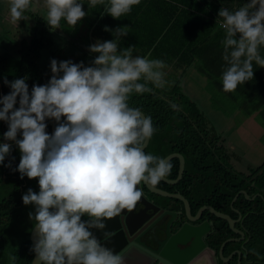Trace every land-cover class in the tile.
<instances>
[{
	"label": "clouds",
	"instance_id": "obj_1",
	"mask_svg": "<svg viewBox=\"0 0 264 264\" xmlns=\"http://www.w3.org/2000/svg\"><path fill=\"white\" fill-rule=\"evenodd\" d=\"M8 3L11 20L18 23L25 20L32 0ZM140 3L87 2L88 9L104 5L105 14L114 19ZM83 4V0H44L43 19L49 31L62 29V20L74 29L88 15ZM218 16L225 32L223 60L228 65L222 73L223 91L234 92L254 78V62L264 67L260 54L264 0H247L234 11L221 7ZM105 31L111 30L105 26ZM115 32L117 39L128 35L126 27ZM117 39L97 40L89 46L90 52L99 54L92 66L52 59L50 80L34 84L31 92L26 77L4 80L11 89L0 96V121L8 124L4 139L19 148L20 177L38 178L39 192L29 188L22 200L35 206L29 218L36 221L38 238L31 250L40 264H124L123 255L101 244L91 229H103L106 220L124 210L131 212L143 196L137 187L141 182L155 187L171 173L170 161L143 150L155 131L151 117L128 104L133 92L152 91L146 83L165 86L166 65L159 59L134 56V45L121 50ZM50 119L57 122L52 134L46 131ZM10 152L9 143L0 144V164ZM9 259L14 264L17 257Z\"/></svg>",
	"mask_w": 264,
	"mask_h": 264
},
{
	"label": "trees",
	"instance_id": "obj_2",
	"mask_svg": "<svg viewBox=\"0 0 264 264\" xmlns=\"http://www.w3.org/2000/svg\"><path fill=\"white\" fill-rule=\"evenodd\" d=\"M83 2V10L88 15L74 29H70L62 20V29L50 32L46 21L35 14L41 28L29 40L21 39L16 53H12L13 50L0 53V96L11 91L4 83L5 78L12 81L26 77L29 92L34 84L48 83L51 76L41 73L37 64L41 50H51L56 46V38L63 42H75L73 36L78 32L81 23L85 24L90 34L85 38L86 48L83 52L67 59L73 63H80L86 57L95 59L99 54L87 51L88 46L97 40L117 39L115 29L126 27L128 35L117 39L121 50L134 45L133 55L140 52L148 59L173 63L174 69L181 71L180 74L172 75V83L163 88L139 81L146 83L152 91L142 94L133 92L128 99L130 107L140 108L145 116L152 119L155 131L144 149L145 153L164 158L172 152H179L185 159L184 173L177 183L169 184L161 180L156 187L169 192H180L189 201L192 214L200 206L207 204L235 218L236 214L230 208V202L238 188L244 186L241 185L242 177L252 178L246 181L247 186L254 182L252 191L245 187L247 193L251 196V192H259L261 196L258 195L253 201L241 196L233 204L234 207L249 212L244 217V223L250 229V242L246 245L248 255L244 256L242 253L241 264H251L248 259L257 260L258 264L264 262V160L250 168V174L236 170L230 163V156L224 146L225 138L222 134L210 133V119L181 86L182 73L191 65L197 64L196 61L202 62L199 70L205 73L211 72L214 75L215 65L221 71L226 69L216 55L224 51L221 41L225 36L221 28L222 18L218 16V12L221 7L234 11L247 0H141L139 5L132 6L131 12L120 19L105 14L104 5L88 9V0ZM105 26L111 31H105ZM252 83L250 80L238 85L235 93L230 92L231 98H242L239 104L247 105L248 112L259 115L264 124V98L254 97L256 89ZM261 94L264 95V91ZM18 106L17 101L15 107ZM46 123V131L52 134V119L46 120ZM56 123L55 121L54 127ZM211 124L216 131L214 124ZM7 130V122L0 121V144L11 145L10 154L0 164V264H11L10 255L17 257L14 264H30L34 255L30 232L36 221L29 218V213L35 214V206L24 205L22 196L29 188L39 192L38 178L20 177L16 169L21 153L14 141L4 139L3 134ZM17 138L21 137L18 135ZM170 162L173 167L167 178L173 179L177 176L179 161L173 158ZM146 192L150 198L155 197L157 204L163 208L177 211L183 206L182 201L177 198ZM207 214L214 222L204 241L208 247L218 251L221 243L234 234L225 220L210 212ZM82 219H88L87 215ZM178 225L179 222L173 229L176 230ZM240 248L241 242L229 241L224 246L223 254L227 256L234 249ZM225 264H237V257H232Z\"/></svg>",
	"mask_w": 264,
	"mask_h": 264
},
{
	"label": "water",
	"instance_id": "obj_3",
	"mask_svg": "<svg viewBox=\"0 0 264 264\" xmlns=\"http://www.w3.org/2000/svg\"><path fill=\"white\" fill-rule=\"evenodd\" d=\"M54 123L52 119V133L55 130ZM148 142L149 140L145 142L143 150ZM173 158L179 161L176 178L162 179L169 184H175L181 179L185 167L184 156L179 152H172L163 159L170 161ZM137 187L142 190L143 196L131 212L124 210L119 216L106 220L103 229H91L101 244L112 249L114 253L123 255L124 264H219V261L224 264L234 255L237 257V264H241V250H233L227 256L223 254L227 242L241 240L244 235L235 228L236 220L229 214L218 211L211 205H203L192 214L189 201L180 192H169L143 182ZM145 190L160 196L177 198L182 201L183 209L176 211L163 208L154 200L147 198ZM237 196L235 194L232 198L231 207ZM204 210L226 220L231 230L238 232L240 237L225 239L218 251L208 247L203 235L212 230L213 223L208 221L195 223ZM181 213L185 215L184 222L180 218ZM177 222L179 225L174 230ZM34 226L30 232L32 247L38 238ZM30 264H40V261L35 259V253Z\"/></svg>",
	"mask_w": 264,
	"mask_h": 264
},
{
	"label": "rangeland",
	"instance_id": "obj_4",
	"mask_svg": "<svg viewBox=\"0 0 264 264\" xmlns=\"http://www.w3.org/2000/svg\"><path fill=\"white\" fill-rule=\"evenodd\" d=\"M29 13L30 12L25 11L24 16L26 19H28L26 14ZM1 20L2 24L0 23V27L3 25L8 27V29H6L7 38L15 40V38L19 37L22 32L21 22L23 20H20L18 23L12 22L9 5H6ZM87 34L88 29L82 27V30L73 36V38H75L73 40H78L79 42H72L70 47L63 48V45H59L53 46V50L52 48L51 50L42 49L41 55L37 60L40 72L50 77L52 76L50 68L52 59H56L59 62L80 55L84 48H86L85 37ZM236 38H239V34H237ZM11 47L12 46L7 45V48L10 50L12 49ZM88 50L89 46L87 48V51ZM12 53H16V50H13ZM263 53L264 47H261L260 54L262 57H264ZM94 54L96 55L98 53ZM135 55L142 56L140 52ZM93 60L94 59L91 57H86L82 62L85 66H92ZM196 62L197 64L191 65L182 73L181 86L183 91L201 107L204 115L211 120V122H208L210 133L214 134V132H216L222 134L225 138L224 146L230 156V163L236 170L245 172V162L248 161L247 159L257 162V164H260L264 160L263 120L259 119V115L250 114L247 110V105L239 104L242 98L232 99L226 95V99L223 98L222 92L217 90L214 85V75L211 72L205 73V71H200L199 65H201L202 62ZM165 65L166 67L163 69V72L165 73L164 79L167 81L165 85L168 86L171 82L172 75L180 74L181 71L180 69H174L173 63H165ZM205 94L206 96L204 97ZM211 123L214 124L213 127L216 131L212 129Z\"/></svg>",
	"mask_w": 264,
	"mask_h": 264
},
{
	"label": "crops",
	"instance_id": "obj_5",
	"mask_svg": "<svg viewBox=\"0 0 264 264\" xmlns=\"http://www.w3.org/2000/svg\"><path fill=\"white\" fill-rule=\"evenodd\" d=\"M6 5H9L8 0H0V23L1 24H2V20H1L2 19V13L4 12V9H5ZM27 11L30 12L29 14H26L28 16V19L25 18V20H23L21 22L22 32L19 35V37L15 38V40L7 38V35H6L7 30L6 29H8V27H6V25H3L2 27H0V43H1V45H0V53L8 52L10 50V49L7 48V45L12 46L11 47L12 49L10 51L16 50L17 45H18V43H19V41L21 39L29 40L32 37V35L37 30H39L41 28V24L39 25V21L35 17V14H37L40 19H43V17L46 16V11L47 10H46V8L44 6V0H32L30 8ZM82 27L87 28L84 23H81L79 28H78V32L80 30H82ZM55 31H60V29H56ZM88 34H90V32H88ZM56 42H57L56 46L63 45L62 46L63 48H68L72 44V42H70V41H64L63 42V40H61L59 38H56ZM75 42H79V41L76 40ZM52 50H53V48H52ZM216 55L221 59V60L219 59V61L222 63L223 67L226 68L227 64L223 60V53L222 54L218 53ZM253 67H254V78L251 79V80L253 82L252 84L254 85V87L256 89L254 97L263 99L264 95L261 94V91H264V68L263 67H259L258 65L255 64V62L253 63ZM214 69H215L214 85L216 86V89L219 90L220 92H222L223 98L226 99L225 95L231 98V93L230 92L226 93V92L223 91V85H222V73H223V71H221L219 69V67H216V65H215ZM233 93H235V92H232V94ZM213 94H214V91H213ZM205 96H206V94L204 95V97ZM227 130H225V131H227ZM247 160L248 161L245 162L246 166L247 165H253V166L258 165L257 162H253L250 159H247ZM252 163H255V164H252Z\"/></svg>",
	"mask_w": 264,
	"mask_h": 264
},
{
	"label": "flooded vegetation",
	"instance_id": "obj_6",
	"mask_svg": "<svg viewBox=\"0 0 264 264\" xmlns=\"http://www.w3.org/2000/svg\"><path fill=\"white\" fill-rule=\"evenodd\" d=\"M246 167V171L244 172V171H242V172H244L245 174H250V168H254L255 166H253V165H247V166H245ZM239 171V170H238ZM242 181H243V183L241 184V185H244L243 187H240V188H238L239 190H238V192L236 193L238 196H237V198L236 199H240V197L241 196H243L245 199H247V200H249V201H253L256 197H258V195H260L261 196V194L259 193V192H251V196H249L248 195V193H247V190H246V181H249V180H251L252 178H245V177H242ZM253 185H254V182L252 181V182H250V184L247 186V189L249 190V191H252V189H253ZM145 192H146V190H145ZM146 196H147V198H149V199H152V200H154L155 201V203H157L156 201H158V200H156V198L155 197H153V198H150L149 196H148V194H146ZM235 202V201H234ZM234 204V203H233ZM204 205H207V204H204ZM203 206V205H202ZM201 207V206H200ZM230 208L233 210V213L234 214H236V216H235V218H233V219H235L236 220V222H235V224H234V226H235V228L237 229V230H239V231H242L243 233H244V235H243V238L241 239V240H238V241H233V242H241V248L240 249H234V250H241V254L243 253L244 254V256H247L248 255V249H247V247H246V245L250 242L249 241V239H250V235H249V233H250V229H249V227L248 226H246L245 225V220H244V217L245 216H247L248 215V211H245L243 208H241V209H239V208H236V207H234V205H233V207H231V205H230ZM181 209H183V206L181 207ZM199 209V208H198ZM197 212V211H196ZM195 212V213H196ZM207 212H210V211H208V210H204L203 212H202V214H201V217L199 218V220H197L195 223H201V222H203V221H208V222H214L213 221V219L212 218H209V216H208V214H207ZM194 213V214H195ZM211 213V212H210ZM212 214V213H211ZM214 215V214H213ZM215 216V215H214ZM180 218H181V220H182V222H184V221H186V219H185V215L183 214V213H181L180 214ZM219 218V217H218ZM232 218V217H231ZM224 220V219H223ZM226 221V220H225ZM227 222V221H226ZM228 223V222H227ZM228 226H229V224H228ZM230 228V227H229ZM230 231L234 234V235H232L231 237H234V238H239L240 237V234L238 233V232H233L232 230H231V228H230ZM206 235V234H205ZM205 235H203V237L205 238ZM242 254V255H243ZM234 256H236V255H234ZM233 256V257H234ZM232 259V258H231ZM230 259V260H231ZM230 260H228V261H230ZM227 261V262H228ZM248 261L251 263V264H258L259 263V261H257V260H253V259H248ZM227 262H225V263H227ZM223 264L222 263V261H219V264ZM224 263V264H225ZM261 264H264V262H262Z\"/></svg>",
	"mask_w": 264,
	"mask_h": 264
}]
</instances>
